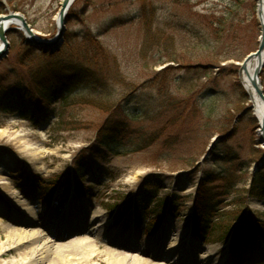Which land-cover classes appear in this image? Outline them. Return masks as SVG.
<instances>
[{
	"label": "rangeland",
	"instance_id": "1",
	"mask_svg": "<svg viewBox=\"0 0 264 264\" xmlns=\"http://www.w3.org/2000/svg\"><path fill=\"white\" fill-rule=\"evenodd\" d=\"M12 1L0 0V16L20 13L42 39L56 36L61 0ZM258 4L77 0L61 50L48 56L35 50L31 64L23 60L29 47L23 32L8 34L9 51L0 62V177L11 186H0V245L14 244L8 241L14 229H41L39 243L7 250L0 263L17 261L34 248V259L48 249L44 264H66L57 261V245H44L50 235L45 227L57 221L74 226L66 238L95 229L94 257L81 264H107L109 249H143L171 264H264L262 238L240 260L230 254L221 229L244 208L253 222L264 224V200L243 201L264 150L236 64L259 49ZM69 65H83L87 73L95 69L104 87L61 90L50 75L46 89L37 88V68ZM108 120L123 126L106 148L97 136ZM36 177L44 178L46 188L57 187L61 212L47 199L25 195V181ZM205 182H212L205 192L214 208L198 228H214L204 238L193 234L192 217ZM143 184L153 196L143 203L151 222L140 230L129 216ZM172 242L176 246L167 253Z\"/></svg>",
	"mask_w": 264,
	"mask_h": 264
},
{
	"label": "trees",
	"instance_id": "2",
	"mask_svg": "<svg viewBox=\"0 0 264 264\" xmlns=\"http://www.w3.org/2000/svg\"><path fill=\"white\" fill-rule=\"evenodd\" d=\"M9 4L13 5V1L9 0ZM4 11V5H2V10L0 13ZM69 21V18H68ZM88 40V39H87ZM86 41V40H85ZM95 46H99L98 43L95 44ZM79 47L75 46L73 48L74 53H77L79 51ZM95 49V48H94ZM98 51H101V49L97 48ZM87 52V53H86ZM46 56L50 55L46 52H43ZM83 53V52H81ZM35 54H37V51H35L32 47H26L25 48V56H24V63L29 62V64L35 63L36 58ZM54 55V54H51ZM82 56V54H79ZM88 55V51L84 52V56ZM99 54L97 53V56ZM70 57H72L70 55ZM96 62L94 64H97L98 59H95ZM90 62V61H89ZM88 62V63H89ZM92 63V62H90ZM86 68L83 65L80 66H72L69 65L68 68H60L55 66L54 68H49L47 66V72L42 71L40 68H37L35 71H33V77L37 82V88L46 89V78L50 75L54 77L56 80L55 86H57L58 89L66 90V89H74L78 86L85 85V88H94L95 85H99L100 87H104V81L102 80V75H99V73L95 72V69L97 71H100L101 69L98 67H95V69L91 68V70L87 73ZM68 71V72H66ZM70 73V74H67ZM47 74V75H46ZM74 80V81H72ZM34 81V82H35ZM262 81H264V75H262ZM110 120L106 122V124L103 126V128L99 131L97 136V143L99 146L102 147H108L111 142L116 138L118 135L119 127L123 126V123L119 125L109 124ZM119 126V127H118ZM80 177H84V174L80 173L78 174ZM212 182H205L202 183L199 187V192L197 194V200L194 208V215H195V234L199 233L200 236H203L207 232L206 229L203 230V233L197 229V224L203 225L205 221H207V218L211 219L212 209L214 208V204H212L211 200L212 197H208V194L206 191V186L209 185ZM24 187H28L27 190H24V193L26 195L27 192H31L34 194L38 199L44 200V199H52L53 193L56 190V187L53 188H46L44 187V179L42 177H36V179H27L24 183ZM145 190H142L140 195L137 196L136 200V219L138 221L145 219L147 214V208L143 203H147L152 200L153 193L151 190H148V188L143 185ZM246 194V198L243 199L245 202L246 199H258V200H264V169L259 168L257 173L253 176L251 184L249 189L245 190L244 192ZM149 196L148 198H146ZM143 200V202H142ZM242 201V202H243ZM243 202V203H244ZM244 205V204H243ZM232 218H235V223H223L221 224L222 229V240H226L233 231L232 234V242H231V251L232 254L236 259H240L245 255L247 250L253 246L258 237L262 236L264 237V224L261 222H253L252 218L250 217V213L247 210V208H244L242 212L239 214H230ZM204 222V223H203ZM232 222V221H231Z\"/></svg>",
	"mask_w": 264,
	"mask_h": 264
},
{
	"label": "bare ground",
	"instance_id": "3",
	"mask_svg": "<svg viewBox=\"0 0 264 264\" xmlns=\"http://www.w3.org/2000/svg\"><path fill=\"white\" fill-rule=\"evenodd\" d=\"M258 1H259V4H258L259 16H264V0H258ZM69 12H68V16H69ZM12 26L13 25H9V28H11ZM2 46H3V43L0 42V49L3 48ZM258 61L259 60L257 57H253L245 65H243V63H236V64L240 67L239 79H240V82L245 92L247 93L249 97V106L251 110L253 111L254 116L256 117L257 121L259 122V124H261L262 116H263V106L258 101L256 97L255 89L253 86V80H254L255 73L257 71V67L259 63ZM258 132L261 137L262 129L260 127H259ZM262 148L264 149V146H262ZM0 186L8 189L11 185L7 181V179L0 177ZM13 195H15L14 192H13ZM27 212H30V211H27ZM28 216L33 217L30 213H28ZM60 224L61 223H58L57 221H53V222H49L48 226L45 227L46 228L45 230L49 232L50 235L48 236L49 238L47 239L46 243H44V245L46 244L47 245L48 244L57 245V247L54 249L56 251L57 258L59 257L57 261L62 259L61 261H63L66 264H73V262L76 260L78 264L79 263L81 264V260L82 262H86V261L91 262L92 257H94V253L92 250L96 249V246L94 245V242L96 241L92 239L90 234L95 229H91V230L88 229L85 233H82V234L75 233L72 236L66 238V235L70 234L69 232H72L74 230V226L71 227V225L67 223H63V225L62 224L60 225ZM29 228L31 229L30 230L29 229H19V230L14 229V232L10 234V237H8V241H12V243L14 244L9 245V248L5 244H1L0 245V258L9 249L11 250L19 249L20 250L22 243L24 244V243H28L32 241L34 244V243L40 242L39 241L40 231L38 230H40L41 227H39L40 229H38V227H35V226L29 227ZM175 228H177V226H175ZM52 233L53 234L55 233L57 235L53 237L51 236ZM175 246H176V243L172 242L171 246H169L167 249V253H171L173 251V248H175ZM76 247H86V249L79 253L68 251V249H72ZM47 250L48 249L44 250V256L42 252L38 258L34 259L36 250H34V248L29 249V251H27V254L21 256L19 260L17 261L13 260V261H10L9 263L10 264H40V263L44 264V260H48V256L51 254L50 253L51 250L49 251ZM106 254L109 257L107 259L108 260L107 264H124V260L126 259L127 260L131 259L134 261L133 263H136V264H169L166 257H163V259L161 258L158 259L155 255L152 256L151 251L149 253H144L143 249H140L139 251L137 250V252L136 251L135 252L118 251L117 249H109V251H107ZM77 256H80L79 257L80 259ZM9 263L6 262V263H0V264H9ZM53 263L54 262L49 263V264H53Z\"/></svg>",
	"mask_w": 264,
	"mask_h": 264
},
{
	"label": "water",
	"instance_id": "4",
	"mask_svg": "<svg viewBox=\"0 0 264 264\" xmlns=\"http://www.w3.org/2000/svg\"><path fill=\"white\" fill-rule=\"evenodd\" d=\"M77 0H61L60 10L57 17L58 32L51 40H45L37 36L32 26L29 24L27 18L20 13L9 12V14L0 16V42L3 43V48L0 49V62L7 57L10 44L8 42V33L11 31H22L26 40V44L35 48L36 50H45V52L56 53L59 52L65 43V35L67 32V18L68 12ZM259 10V9H258ZM260 24L262 27V36L260 38L259 49L257 52L250 54L243 65L247 64L253 57L258 58V67L253 80L256 97L260 104L263 106V116L260 125L262 135L259 143L264 146V87L261 75L264 69V16H259ZM9 25H13L9 28ZM260 167L264 166V157Z\"/></svg>",
	"mask_w": 264,
	"mask_h": 264
}]
</instances>
